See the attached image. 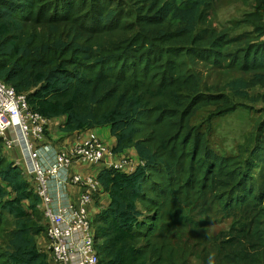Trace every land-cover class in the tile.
Returning a JSON list of instances; mask_svg holds the SVG:
<instances>
[{"label":"trees","instance_id":"obj_1","mask_svg":"<svg viewBox=\"0 0 264 264\" xmlns=\"http://www.w3.org/2000/svg\"><path fill=\"white\" fill-rule=\"evenodd\" d=\"M221 1L0 0V80L63 133L106 126L138 157L97 175L98 264H264V0L219 28ZM235 113L248 132L215 149ZM2 146L0 264H52L36 184Z\"/></svg>","mask_w":264,"mask_h":264},{"label":"built area","instance_id":"obj_2","mask_svg":"<svg viewBox=\"0 0 264 264\" xmlns=\"http://www.w3.org/2000/svg\"><path fill=\"white\" fill-rule=\"evenodd\" d=\"M49 120L33 112L24 94L0 80V138L4 145L17 146L23 173L32 178L41 198L45 219L44 248L53 264H98L96 240L88 207L100 184L96 177L72 172L74 163L100 164L114 153L104 142L92 138L58 151L47 143ZM138 164L125 158L107 164L108 169L131 172ZM86 188L76 203L66 201L68 187Z\"/></svg>","mask_w":264,"mask_h":264},{"label":"crops","instance_id":"obj_3","mask_svg":"<svg viewBox=\"0 0 264 264\" xmlns=\"http://www.w3.org/2000/svg\"><path fill=\"white\" fill-rule=\"evenodd\" d=\"M64 121H65L64 117L49 120V124H48L49 141H47V143L50 142L52 146H54L55 150L62 151L65 150L66 148L71 147L72 145L76 144L79 141H84L92 138L98 139L104 142L105 144L107 143L106 141H108L106 145H108V147L112 149V146L114 144V138L110 136L108 127L106 128L97 127L72 134H65L60 130V127L64 123ZM100 129H105V133H102ZM2 153L7 158L8 161L14 163L19 168H21L20 169L21 171L23 170L24 161L17 146L9 148L3 144ZM126 157H131L130 159L135 163L138 162V157L134 149H128L122 153H118V154L114 153L112 156H105V158L100 164L93 165L90 163H80V162L74 163L71 170L74 173H81L83 175H90L97 178L98 173L102 169L107 168V164L124 160ZM85 191L88 190L84 187L72 185L68 187L67 196L65 197V200L70 201L72 203H76L79 200L81 194H83ZM95 199H97L96 202ZM108 202L109 200L107 194L103 191L102 187L99 186V188L95 190L91 205L88 207L90 214L95 213L98 210L97 206H101V207L106 206ZM40 240H41L40 248L46 251L44 246L42 245L43 241L45 243V237L40 238ZM51 263L53 264L52 259H51Z\"/></svg>","mask_w":264,"mask_h":264},{"label":"rangeland","instance_id":"obj_4","mask_svg":"<svg viewBox=\"0 0 264 264\" xmlns=\"http://www.w3.org/2000/svg\"><path fill=\"white\" fill-rule=\"evenodd\" d=\"M252 3V0H223L218 4V9L212 13L210 16V19L216 24L217 26L222 27L224 26V23H226L227 19H231L239 14L242 10H247L245 8L248 7L249 4ZM250 93L252 96L259 98L261 94H264V89H262L261 86L254 85L250 89ZM255 107H260L261 101H255L252 103ZM245 111L244 108H241ZM258 114H255V117L257 118ZM248 121L246 123V126L244 127L245 131L248 132L247 129H249V123L251 118L242 117L240 114L235 113L231 116H229L227 119H223L222 117L217 118L215 121L217 122V125L214 129L215 138L213 139V146L214 148H220V145L222 144L227 147L233 146L234 142L230 139V135L227 132H236L241 127L240 120ZM98 128H106L104 127H98ZM102 133H105V129H100ZM239 141L242 139V136H239L237 138ZM108 143V141H106ZM106 143V144H107ZM131 157H126L127 161L131 160ZM132 161V160H131ZM44 246V241L42 243Z\"/></svg>","mask_w":264,"mask_h":264},{"label":"clouds","instance_id":"obj_5","mask_svg":"<svg viewBox=\"0 0 264 264\" xmlns=\"http://www.w3.org/2000/svg\"><path fill=\"white\" fill-rule=\"evenodd\" d=\"M208 264H215V258H214V256H210L209 257Z\"/></svg>","mask_w":264,"mask_h":264}]
</instances>
